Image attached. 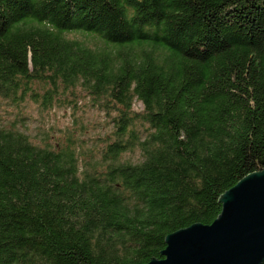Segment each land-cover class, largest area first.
<instances>
[{"label":"trees","instance_id":"obj_1","mask_svg":"<svg viewBox=\"0 0 264 264\" xmlns=\"http://www.w3.org/2000/svg\"><path fill=\"white\" fill-rule=\"evenodd\" d=\"M77 86L112 123L99 157L0 125V264H144L218 217L264 167V0H0V95Z\"/></svg>","mask_w":264,"mask_h":264},{"label":"water","instance_id":"obj_2","mask_svg":"<svg viewBox=\"0 0 264 264\" xmlns=\"http://www.w3.org/2000/svg\"><path fill=\"white\" fill-rule=\"evenodd\" d=\"M210 223L193 222L165 236L162 258L144 264H261L264 259V167L218 196Z\"/></svg>","mask_w":264,"mask_h":264},{"label":"rangeland","instance_id":"obj_3","mask_svg":"<svg viewBox=\"0 0 264 264\" xmlns=\"http://www.w3.org/2000/svg\"><path fill=\"white\" fill-rule=\"evenodd\" d=\"M88 39L95 41L91 36ZM34 87L37 88L38 84L35 83ZM91 99L88 91L80 86L72 88L71 94L65 93L59 104L50 107H41L30 98L21 101L0 95V125L21 129L32 142L38 144L58 140L66 142V139L71 138L77 149L87 152L79 154L81 166L84 159H88L87 154L99 157L98 151L105 144L104 140L111 138L112 123ZM133 108H143L137 98L134 99ZM123 158L138 161L141 154L139 149L125 151Z\"/></svg>","mask_w":264,"mask_h":264}]
</instances>
